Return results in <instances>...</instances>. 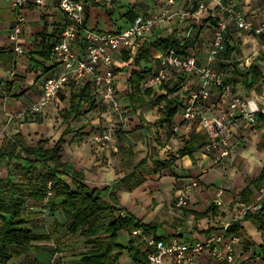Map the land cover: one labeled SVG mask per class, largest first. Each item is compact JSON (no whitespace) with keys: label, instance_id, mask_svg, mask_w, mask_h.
Returning a JSON list of instances; mask_svg holds the SVG:
<instances>
[{"label":"crops","instance_id":"0c3cea01","mask_svg":"<svg viewBox=\"0 0 264 264\" xmlns=\"http://www.w3.org/2000/svg\"><path fill=\"white\" fill-rule=\"evenodd\" d=\"M83 1L88 24L97 30H122L132 22L126 13L130 10L137 13L131 6L120 2L116 4L114 0ZM168 1L145 0L142 4L143 10L137 13L138 16L147 15L156 10L162 17V27L157 31L158 34L147 40L148 42L157 39L163 41L174 39L184 43L190 39L194 44H190L187 51L197 56L199 64L210 63L212 67L220 70L226 81L233 84L234 91L237 90L236 88L242 89L244 93L238 90L239 93L247 96L264 93L262 73L264 35L249 34L238 29L229 13L220 9L211 0H205L207 10L203 12H199L197 5L190 0H173L171 4ZM224 2L225 5H234L246 19L256 25H264V0H224ZM186 11L190 12L188 17L182 19L178 17L181 12ZM18 12L25 18L20 41V44L27 49L24 55L17 54L9 40L16 23L17 12L0 2V145L4 137L21 134L29 146L40 144L45 149L51 148L63 136L66 128L63 121L56 119L57 110L65 108L62 105L63 95L68 96L70 102L72 94H78L86 85L90 88L92 100L94 94L88 82L83 87L71 85L62 90L41 113L18 117V114L40 99L42 82L47 77L63 71L61 65L52 60V48L61 34L64 23L63 15L55 0L45 7L28 4ZM220 20L227 23V31L231 38L229 48L224 54H219L213 62H209L212 31ZM48 46H51L48 57L42 56L43 48L48 49ZM162 52L150 50L153 61L147 67L151 70L142 76L154 72L159 67L158 58ZM128 62L129 57L125 53L118 55L116 74L120 87L125 86L126 76L130 86L131 71L134 68L138 69ZM253 65L260 71L259 91L255 87L248 90L243 81L233 79L235 71H246ZM147 67L140 68L147 69ZM177 83L174 86L165 85L160 89L152 90L154 97L167 94L182 96V105L170 123L171 128H168L169 124L162 122L161 104L144 107L134 114L125 115V112L130 110L129 93L120 99L122 111L125 106L128 107L123 111L126 119L125 129L115 137L112 147L104 151L95 150L91 139L98 130L104 128L106 122L100 118V111L94 103L90 105L89 101L84 100L81 115L74 118L81 119L79 124L83 125L64 136L65 143L61 157L72 171L83 172L84 182L88 186L103 189L122 178L128 169L120 162L121 146L124 148L132 146L135 160L139 161L151 152L152 147H156L158 157L161 159H167L171 155L177 156V151L184 143L191 141V156H177L178 159L170 168L149 174L146 176V181L136 189L127 191L121 188L116 191V195L119 198L117 207L123 209L122 216L130 215L145 225H156V230L148 234L164 239L177 237L185 242H193L203 240L209 235L211 214L220 216L223 221L230 220L231 215L238 209L237 205L240 204V193L246 188L249 180L257 178L263 170L264 119L260 116L257 126L239 120L237 129L232 131L235 152L223 164L214 166L207 173L202 174L200 166L204 160L203 146L206 142V134L197 129L196 123H182L178 133L172 131V124L180 116L187 91L198 89L199 81L196 76L191 75L180 79ZM222 102L220 93L213 89L211 98L200 109L205 113L214 114L222 110ZM157 107L161 109H158V114H156ZM88 116L90 119L86 118ZM141 116L145 118L146 123H142ZM79 129L82 134H78ZM129 141L130 145L127 144ZM6 176H8L7 169L6 174L0 177ZM194 181L197 185L191 187L188 193L187 188ZM219 190L222 191L223 206L216 208L212 206V200ZM181 193L187 196L189 206L186 208L175 205ZM58 202L59 199L53 197L47 203L34 198L26 200L22 212L28 218L27 226L34 234L43 238L33 242L27 251L13 256L7 264H21L23 261L29 264H83L82 254L90 249V245L85 243V238L79 232L71 234L65 229L63 226L65 218L60 210L50 209L53 203ZM241 227L242 234H237L241 237V243L236 248L237 256L248 259L254 252H259V249L264 253V248H261L264 246V227L259 229L252 220H242ZM131 240L133 239L127 231L122 230L118 233V243L123 247H128ZM133 243L135 246L134 240ZM119 264H131L127 251H123ZM165 264H171L170 259H166ZM195 264L221 263L211 256L208 248H205L196 258ZM252 264H264V259H254Z\"/></svg>","mask_w":264,"mask_h":264},{"label":"built area","instance_id":"2783aa9c","mask_svg":"<svg viewBox=\"0 0 264 264\" xmlns=\"http://www.w3.org/2000/svg\"><path fill=\"white\" fill-rule=\"evenodd\" d=\"M54 0H0L7 4L11 10L17 12L16 23L10 33L9 40L13 50L20 55L27 53V49L20 44L24 16L19 13L21 9L33 4L45 7ZM58 9L63 15L64 23L61 34L52 48V60L63 68L61 73L47 77L41 85L40 99L27 110L18 114L34 116L43 109L57 95L68 86L83 87L87 82L94 94V105L100 111L106 125L96 132L91 142L95 150L104 151L112 147L115 133L125 129V116L121 109L120 99L130 93L128 76L124 79L123 87L117 80V57L125 53L132 60L147 40L158 34L162 27V17L155 15H140L135 17L131 24L118 31H102L88 24L83 0H55ZM111 2V0H106ZM197 5L198 11L207 10L205 0H190ZM222 10L229 13L238 29L254 35H264V25H256L246 19L234 5H225L224 0H211ZM170 4L173 0L168 1ZM190 12H181L178 17L186 18ZM198 19V18H197ZM163 35V34H162ZM227 23L220 20L212 31L209 62H213L219 54L227 52L230 43ZM159 67L143 76L140 88L160 89L165 85L178 84L180 79L194 75L198 78L199 88L189 89L181 107L180 116L172 124V131L178 133L182 123H196L197 129L206 134L203 146L204 160L200 171L207 173L212 167L224 163L235 152L232 131L238 127L239 120H245L251 125L259 124V117L264 119V93H254L245 96L234 91L232 83L226 81L222 72L212 65H201L198 58L187 50L169 48L162 52L158 58ZM264 74V68L262 69ZM216 89L223 100L222 110L217 113H205L200 109L212 96ZM194 181L188 186H196ZM53 195L49 193L41 199L47 203ZM264 197V188L259 191L257 201L252 205L238 204V209L231 215L229 221H223L220 216L210 217V233L205 239L185 242L177 237L156 239L142 228H132L127 233L135 241V247L147 253L149 264H165L170 259L171 264H195L205 248L213 258L221 264H252V261L264 259V253L254 252L248 259L238 257L236 248L241 243V237L228 233L230 225L242 220L247 213H256L261 209V200ZM175 205L180 208L189 206L187 196L181 193ZM212 206H223L222 191L219 190L212 200ZM21 264H29L23 261Z\"/></svg>","mask_w":264,"mask_h":264},{"label":"trees","instance_id":"16d2710c","mask_svg":"<svg viewBox=\"0 0 264 264\" xmlns=\"http://www.w3.org/2000/svg\"><path fill=\"white\" fill-rule=\"evenodd\" d=\"M126 16L133 20L138 15L130 10ZM190 41V39L184 43L174 39L147 41L138 54L132 60L129 59L128 64L138 67L131 71L129 78L131 89L128 107L131 111L135 113L144 107L164 103L162 122L169 124L168 128H171L170 123L182 105V96L167 94L154 97L152 89L142 91L140 88L142 75L151 70L147 67L153 61L150 55L151 49L164 52L172 47L184 51L190 44H194ZM50 47L43 48L42 56L48 57ZM142 66L147 69L140 68ZM235 72L233 77L235 81H243L248 90L254 87L260 90V71L255 65L246 71ZM89 91L90 88L86 85L78 94H72L69 109L63 114V123L66 124L64 134L53 147L45 149L40 144L29 146L21 134L4 137L0 145V167L7 169L8 176L0 177V264H7L13 256L27 251L33 242L43 238L34 234L27 226L29 221L22 210L28 198L41 200L49 193L54 199H59L58 203L50 206V209L61 211L65 218L63 225L65 229L71 234L79 232L85 238V243L90 245V249L82 254L83 264H119L123 251H127L130 255L131 264H149L147 253L135 247L133 240L128 247L120 245L118 233L132 228H142L147 233H151L157 227L153 224L145 225L130 215L122 216L123 209L117 207L119 198L116 191L121 188L132 191L146 181L147 175L170 168L178 157L191 156V141H186L177 151L178 157L171 155L167 159L158 157L156 147H152L151 152L144 159L136 161L133 147L121 146L120 162L124 168H128L125 175L103 189L91 188L84 182L83 172L72 171L61 157L65 143L64 136L72 132L68 128L69 121L80 115L84 100L89 101L90 105L94 103ZM80 130L77 131L78 134H82ZM119 133L123 132H116L115 137ZM262 188H264V168L257 178L249 180L246 188L240 193L239 203L254 204ZM242 220H252L259 229H263L264 197L261 200V209L256 213H247ZM242 220L232 223L228 233L242 234Z\"/></svg>","mask_w":264,"mask_h":264},{"label":"rangeland","instance_id":"374dc122","mask_svg":"<svg viewBox=\"0 0 264 264\" xmlns=\"http://www.w3.org/2000/svg\"><path fill=\"white\" fill-rule=\"evenodd\" d=\"M144 1L145 0H114V2H116V4H118V2H120V3H125V5L127 6V5H129V6H131L137 13H141V10H143L142 9V4H144ZM120 8H123V7H120ZM124 13V12H123ZM144 13V12H143ZM146 15V14H145ZM147 15H155V16H159V12H157L156 10L154 11V12H151V14H147ZM115 17V16H114ZM122 17V16H121ZM237 90H235L236 92H241V93H244V91L242 90V89H239V88H236ZM239 90V91H238ZM243 95H245V94H243ZM245 96H247V95H245ZM69 97L68 96H66V95H63V98H62V101L64 102L62 105L65 107L64 109H62V110H57V112H56V119H59V121H63L64 120V118H63V115H62V112L63 111H67L68 109H69V104H70V102H69ZM164 105V103H161V106H163ZM153 107V106H152ZM155 107V106H154ZM128 109V107L127 106H125L124 108H123V111H125V110H127ZM153 110H156V108L154 109V108H152ZM159 108L157 107V112H156V114H158V111L159 110H161V109H159ZM65 112H63V114L65 113ZM131 114H134V112L133 111H131V110H127V112H125V115H131ZM81 115V114H80ZM90 116H88V117H86L87 119L89 118ZM90 119V118H89ZM141 119H142V123H146V120H145V118L143 117V116H141ZM81 121V119H71V122H70V127H68V128H70L71 129V131H76L80 126H82L83 124L81 123V124H79V122ZM123 135V134H122ZM127 144L128 145H130L131 144V142L129 141V142H127ZM6 174V169L4 168V167H0V175L1 176H3V175H5Z\"/></svg>","mask_w":264,"mask_h":264}]
</instances>
